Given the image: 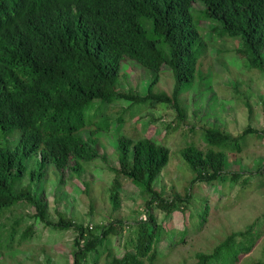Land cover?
I'll list each match as a JSON object with an SVG mask.
<instances>
[{"label": "trees", "instance_id": "trees-1", "mask_svg": "<svg viewBox=\"0 0 264 264\" xmlns=\"http://www.w3.org/2000/svg\"><path fill=\"white\" fill-rule=\"evenodd\" d=\"M199 3L203 8L195 10ZM202 21L217 37L239 40L236 54L248 69L264 73V0H0V220L23 201L36 208L37 217L47 226L74 229L72 264H163L177 245L186 244L183 236L178 239L179 230L168 235L158 213L183 210L200 183L222 179L225 149L240 150V142L250 133L264 139V99L262 131L247 126L232 136L220 127L204 126L205 147L194 140L179 146L191 178L182 188L184 194L171 199L155 188L169 162L168 146L144 136H118L119 167L111 168L115 173L112 200L116 202L122 176L139 189L146 208V218L128 226L121 236L119 254L111 247V237L122 231L121 221L95 228L63 217L49 221L42 201L29 188L30 181L20 185L28 174L25 159L29 156L36 157L38 164L30 170L29 180L37 182L48 165L62 174L80 172L87 162L95 161L98 152L90 140L108 132L111 124L107 117H98L104 104L124 97L140 104L154 99L169 104L183 120L180 93L203 78L201 66L208 52ZM126 62L152 73L147 94L117 92ZM165 69L171 71L174 87L170 93H155L151 88ZM116 122L124 123V117ZM88 129L91 138L86 141L81 133ZM256 175L264 177L263 166ZM202 203L196 205L205 207L204 221L209 208L205 200ZM257 222L229 233L210 251H198L194 264H239L255 246ZM18 224L11 226L9 244ZM31 234L27 229L20 240ZM163 240L168 241L164 254L158 245Z\"/></svg>", "mask_w": 264, "mask_h": 264}, {"label": "rangeland", "instance_id": "rangeland-1", "mask_svg": "<svg viewBox=\"0 0 264 264\" xmlns=\"http://www.w3.org/2000/svg\"><path fill=\"white\" fill-rule=\"evenodd\" d=\"M202 8L200 3L194 6L195 10ZM201 24L209 41L208 52L201 66L203 78L195 81L191 90L180 93L185 114L183 120L167 103L154 99L146 103L147 99L143 101L145 104H140L138 100L124 97L102 105L103 112L98 117L110 120L108 132L94 138V141L90 140L89 129L81 133L82 138L90 140L97 150L98 158L87 162L80 172L66 170L61 174L48 165L42 181H32L29 180V172L38 167L36 157L25 159L28 174L20 186H27L30 181L29 188L42 201L47 220L56 222L63 217L93 228L121 221L122 231L111 237V247L115 254H119L118 245L123 241L121 236L126 234L128 226L146 218L145 199L128 178L119 177L116 202L111 197L115 178L111 168L119 167V135L132 138L144 136L168 146L169 162L157 179L155 188L163 191L164 198L171 199L178 193L184 194L182 188L191 178L179 146L194 140L200 147H205L202 136L204 126L220 127L232 136L239 135L247 126L263 130L261 102L264 99V73L248 69L236 54L235 49L241 47L239 40L219 38L207 28L208 22L202 21ZM151 78L150 70L135 63H123L117 92L143 96L148 92ZM173 87V75L165 69L151 89L155 93H170ZM119 116L124 117V123L116 122ZM225 152L227 161L222 179L200 183L192 191V199L186 201L183 210L158 213V220L168 235L172 236L174 230H179L178 239L183 236L187 241L177 245L163 264H194L195 253L210 251L229 233L243 230L254 221H258L256 230L259 236L255 246L243 254L239 264H264V177L255 176L258 167L263 166L264 169V139L250 133L240 142V150L227 148ZM234 174H238L235 181L231 177ZM252 174L253 177L249 176ZM249 177L244 184L243 180ZM202 200L209 208L204 221L202 213L205 207L197 206L203 204ZM37 216L36 208L23 201L10 207L0 220V264L73 263L74 229L51 228ZM16 221L19 222L17 231L9 244L7 235ZM27 229L31 231V236L20 240ZM158 245L160 253L167 252V240Z\"/></svg>", "mask_w": 264, "mask_h": 264}]
</instances>
